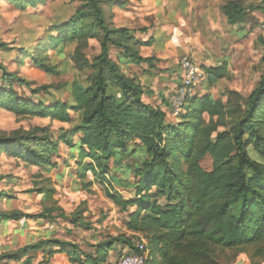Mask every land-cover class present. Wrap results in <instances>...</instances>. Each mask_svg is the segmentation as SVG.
I'll return each mask as SVG.
<instances>
[{
    "label": "trees",
    "instance_id": "16d2710c",
    "mask_svg": "<svg viewBox=\"0 0 264 264\" xmlns=\"http://www.w3.org/2000/svg\"><path fill=\"white\" fill-rule=\"evenodd\" d=\"M18 9L44 4L46 0H7ZM116 0H68L54 8L52 21L31 47L19 49L35 67L48 74L60 72L51 61L50 51L67 57L72 70L84 84L72 81L69 98L52 96L50 86H31V82L8 71L0 62V109L16 117H39L69 124L55 136L47 126L0 130V152L19 158L26 165L50 168L60 142L69 146L76 135L78 189L88 190L110 170L131 174L132 196L124 198L104 188L106 197L123 212H129L124 227L134 233L107 236L86 251L72 241L44 238L13 251L0 252L3 261L20 260L26 254L45 251L64 253L75 264H108L116 242L134 253L133 240L146 242V264H232L246 254L250 264L264 261V36L256 38L262 49L263 73L247 94L232 89L219 91L218 97L198 91L183 111L170 122L159 107L143 99L144 86L135 75L120 67L123 58L152 68L155 56L143 57L135 30L116 26L111 8ZM77 3L75 6L74 4ZM227 23L243 22L249 10L264 15V0L248 7L241 0H225L220 6ZM95 40L98 52L88 57L85 50ZM149 43V42H147ZM0 41V50L7 49ZM67 48L66 54L63 49ZM201 85L209 90L229 76V65L202 66ZM25 87L22 96L14 85ZM200 85V86H201ZM43 94V99L32 97ZM70 111L75 117L70 115ZM171 114V113H170ZM209 156L211 168L201 161ZM116 184L121 180L111 176ZM34 190L41 195L42 211L36 215L19 210H0V222L29 218H52V213L74 226H84L77 211L64 214L55 199L56 189L49 176H38ZM124 184V181H123ZM0 196H5L0 192ZM25 263H30L26 258Z\"/></svg>",
    "mask_w": 264,
    "mask_h": 264
},
{
    "label": "rangeland",
    "instance_id": "374dc122",
    "mask_svg": "<svg viewBox=\"0 0 264 264\" xmlns=\"http://www.w3.org/2000/svg\"><path fill=\"white\" fill-rule=\"evenodd\" d=\"M119 1L121 2L120 8L114 5L110 10L112 19L119 24L128 18L126 21L135 26L136 23H133L131 18L140 16L136 2L141 4V0ZM241 1L243 6L248 7L257 0ZM67 2L68 0H46L44 4L28 6L22 10L7 0H0V41L5 42L8 46L7 49L0 50V62L8 71L15 72L29 80L31 86L42 84L50 86L52 96L62 100L69 98L68 88L72 81L84 84L83 77L77 71L72 70L67 57H57L55 52H49L51 61L57 63L60 68V72L53 75L35 67L30 58L21 56L19 49L33 46L37 38L43 35L46 27L52 21L51 16L54 8L64 6L62 13H69L71 7L65 6ZM247 15L246 20L236 25L240 31L239 36L234 35V29L227 27L228 30H226L224 26L223 32L217 33L215 41L210 40L211 51L215 58H219L223 53V56L226 55L230 59L228 63L229 76L219 81L218 85L210 90L214 97H218V92L227 88L236 90L245 97L263 73V65L260 62L262 49L256 38L264 36V15L258 10H249ZM66 50L67 48L63 49V54H66ZM85 52L88 57L97 54V42L90 40ZM193 59L197 64L202 65L201 59L196 56ZM14 88L22 96L29 95V90L25 87L15 84ZM197 91L200 93L201 90L197 89ZM32 98L34 100L43 99V94L40 93ZM70 115L75 117L72 111H70ZM33 126H47L55 136L69 128L67 123L39 117L20 118L9 111L0 109V130L9 132L13 129H28ZM71 139L73 142L71 146L63 142L59 143L57 153H53L51 157V162H54L55 166L50 168L26 165L19 158L1 151L0 192H4L5 196H0V210L16 209L30 215L40 213L43 203L41 195L34 190L33 183L38 180L40 175L49 176L56 189L57 205L66 215L77 211L86 224L74 226L67 219L56 216L55 212L52 213V218L23 217L18 220H3L0 222V252L13 251L44 238L72 241L83 250L93 251L92 245L107 236L122 234L127 239L134 237L124 227L129 212L120 211L104 193V188H108L124 198L131 197L133 195L129 184L131 174L128 172L117 173L111 169L105 177L114 182V184H110L109 181L98 182L91 173L87 172L86 179L93 180V185L88 190L78 189L76 185L78 182L76 135H73ZM201 166L205 169L211 168L209 156L201 161ZM113 175L121 180L118 181V184L111 179ZM122 249L125 250L126 247L121 243L114 244V248L109 252L108 264H116L120 257L118 253ZM26 258L30 259L28 264H75L70 262L64 253L56 251L49 255L40 250L28 253L20 260L3 261L1 264H26ZM236 263L250 264L246 254H240L232 264Z\"/></svg>",
    "mask_w": 264,
    "mask_h": 264
},
{
    "label": "crops",
    "instance_id": "0c3cea01",
    "mask_svg": "<svg viewBox=\"0 0 264 264\" xmlns=\"http://www.w3.org/2000/svg\"><path fill=\"white\" fill-rule=\"evenodd\" d=\"M116 1L118 2L114 5L120 8L121 2ZM224 1L141 0V4L136 2L140 16L131 18V21L136 23L135 26L126 21L128 18L119 24L113 20L116 26L134 29L135 38L145 42L139 47L141 56L157 58L152 68L145 63L137 65L123 58L119 64L125 73L139 78L144 86L143 99L163 110L170 122H176V117L170 114L169 98L180 77V58L188 55L193 59L196 56L202 60L201 67L230 61L228 56H223V53L219 58H215L210 47L212 45L210 40L215 41L217 33H222L224 26L226 30L234 29V35L240 34L239 29L236 28L237 23H227L220 10ZM203 88L204 85L199 86L200 94L210 92L214 87L209 90Z\"/></svg>",
    "mask_w": 264,
    "mask_h": 264
},
{
    "label": "built area",
    "instance_id": "2783aa9c",
    "mask_svg": "<svg viewBox=\"0 0 264 264\" xmlns=\"http://www.w3.org/2000/svg\"><path fill=\"white\" fill-rule=\"evenodd\" d=\"M180 77L175 88L170 95V113L178 116L184 109L188 99L197 91L205 78V73L201 66L190 56H182L179 60ZM136 252L125 253L119 257L116 264H146L147 250L146 242L142 237L133 240Z\"/></svg>",
    "mask_w": 264,
    "mask_h": 264
}]
</instances>
